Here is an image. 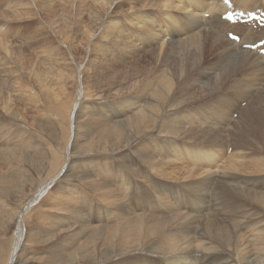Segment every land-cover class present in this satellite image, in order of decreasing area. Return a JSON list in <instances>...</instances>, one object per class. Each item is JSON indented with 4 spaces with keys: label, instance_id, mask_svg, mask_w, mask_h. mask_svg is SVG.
Wrapping results in <instances>:
<instances>
[{
    "label": "bare ground",
    "instance_id": "6f19581e",
    "mask_svg": "<svg viewBox=\"0 0 264 264\" xmlns=\"http://www.w3.org/2000/svg\"><path fill=\"white\" fill-rule=\"evenodd\" d=\"M33 1H35L36 4L38 3L37 1L42 3L50 1L51 5L49 4V9H41V12L47 14V17L51 16L50 13L53 0ZM96 1L98 7L100 9L106 8L109 14L113 13L116 8L125 5L126 15L124 14V23L122 22V25H119L117 22H115V24L110 23L108 27L111 31L122 29L120 33L123 31L128 48V57L133 58L138 56L140 54L137 53L138 48H144L146 45L149 46L154 42H156V45L150 47L154 48L152 51L157 49L164 53L163 62L161 64L154 65V67L140 65V70L146 73V92L142 94L138 101H127L123 103V110L120 109L122 116L126 121H130L133 127L126 132L124 131L122 133L123 137L117 138L119 131H116L115 128L120 122L111 119L109 117L110 115L107 116L105 114L101 124L96 126L93 130H101V132H104L110 137L114 134L108 142H125L128 145L133 143L134 133H138L141 136L140 143L144 152L140 157L133 158L130 161L120 160L124 163H120L117 160L113 161L107 167L102 168L100 173L105 175V177L115 175L109 185L116 186L120 190L125 189L128 191V189L131 190L133 186V184H131L133 176L145 172V174L143 173L145 180L142 182H144V184L148 182V184H145L148 188L146 187V189L141 192L139 187L134 185L136 189L140 191V194L134 189L128 195V197L132 201H135L134 203L141 208L142 214L139 213V209L132 211L129 202L124 204L119 203L123 201V198H127V194H124L127 192L123 191L124 195H121L122 197L120 199L114 200V197L117 195V190L106 189L107 184L105 185V183L107 180L105 179H103L102 182L100 179L99 182L90 180L85 186L81 185L80 188L73 187V192L64 195L69 199L67 202H64L63 206L59 207V209L66 211L71 217H75V214L80 215V211L76 209L73 211L71 207L74 205V202L81 201L87 197V194L90 193L87 191V187L90 186L94 192L101 191V196L106 202L100 205V212L103 216L102 213L104 211L107 217H104L103 220V217H100L101 215L98 217V212V218L95 216L96 221L103 222L100 225H95L89 232L85 230L86 228L89 229L88 227L90 226L89 223L85 221V216H83L84 218L82 217L83 220H79V224L68 226V228H70V233L72 227H75L74 229L79 228L80 231L84 230L86 233L77 232L73 234L75 240L72 242L71 246H69V249L72 253L76 254V258L74 260L66 259L65 262L62 261L64 262L63 264H114L117 262H119V264H151L154 260L148 253L158 255L157 261H159L160 264H201L198 261L200 259H202V264H205V261L208 259H216L221 261L222 264H234L233 257H237V264H256L258 260V253L256 250H258L259 247L257 248L254 246L259 244V240L263 242L264 245V182L255 183L252 187L249 186L247 192H245L243 189L238 190L235 185L229 183L231 181L229 178L241 179L244 177L241 174L264 172V158H259L254 161L253 166H248L245 161L241 160L238 169L234 168L230 163L231 161H240L237 158L232 159L235 156H231L232 158H229L230 160L226 163H222V159L226 153L224 148L232 144L234 138L236 142L232 145L237 149L247 148L252 142H258L259 140L254 138L256 134V136L260 135V137L264 139V104L262 103V98L264 96L262 93L264 90V86L262 87V85H264V78L257 84L248 85L249 81L256 78L258 74L264 77V66L262 65V63H264V55L260 54L259 48L252 49L244 47L246 44L254 45L261 41L264 38V27L254 29L248 24H232L227 20H223L222 14L227 10V6L222 0ZM148 1H151L152 4L147 5L146 2ZM156 1L158 2L155 3ZM231 1L235 9L244 11L262 9L264 11V0ZM59 2L68 4L73 8L76 7L75 4L77 0H59ZM176 13H179V15ZM205 13L209 14L208 19L204 18ZM43 17L46 19V16L43 15ZM211 17L215 19L220 17V19L218 21H213L210 20ZM217 22H219V28L217 29L216 27L215 29L214 26L217 25ZM39 24H42L41 18H39L37 25ZM46 28L49 30V26H46ZM206 29L209 30V34L207 33V35L203 33ZM230 32L238 35L240 41L231 40L227 36ZM216 33L217 36H219L220 42L222 38L226 37L227 41H224L226 46H221L220 53L222 58L231 64V71L228 75V79L234 81L233 85L230 86L231 89L228 93H225L224 96L216 95L215 92L209 93L217 87V83L213 84L211 79L207 80L209 88V90H207V85L203 80L197 77L194 78L193 75L195 74L193 71L200 65L195 57L190 60V66L188 65L189 61L187 59L184 64H180L177 55L171 53V49L176 41L191 38V44L193 45L191 54L187 48L185 52L192 56L194 44L195 46L198 45L202 38L203 40L207 38L210 40ZM4 34L5 33L0 30V56L2 61L0 65V75L1 72H7L6 74L10 76L8 74L10 66H7L5 63L9 62V52L11 50L9 42H6V40L8 41L7 36H3ZM36 36V32H32L31 39L25 36V38L29 40H25L24 38V41L34 44ZM60 36L62 37L63 34L60 33ZM168 36L171 42L166 40ZM57 41L61 42L60 40ZM63 43L66 46V42L63 41ZM57 51L59 52V49ZM150 52L151 50H149V53ZM104 55L105 59L103 58V60H107L108 55ZM141 58L142 57L136 58L134 61L135 64H138ZM168 62L173 65L170 68H164ZM26 65L24 66L27 67L28 77L26 76L27 79H23L24 75H20V78L22 82L32 84L34 89H37L41 98L39 106H49L53 114L57 113L62 118H67L69 116V118L73 120L74 125L71 126L70 129H66L67 131L64 130V136H68L71 140L79 138L77 136V132L79 131L76 127V121L77 117H82V114L79 112L78 106H80L85 99L79 96V99L80 97L82 99L73 109L69 107L71 111L67 105L62 103L50 105V96L55 94L56 88L60 83H63L65 79V73L60 66V60L54 59L53 63L43 62L41 64H36L28 58ZM188 66H190L191 69L188 68ZM50 69L51 71H49ZM251 69L254 71H251ZM13 71L17 72L15 76H19L18 69ZM6 74L4 75L7 76ZM231 75H236V78L230 79ZM191 79H193V81H191ZM180 82H183L185 86L181 87L179 85ZM9 84L8 82H2L0 79V92H3L7 88L9 89ZM202 84H205V88L201 87ZM246 85L249 86V90L243 92L241 88ZM8 89L6 91H8ZM202 91L204 92L203 94H208L201 95ZM183 97L186 98L188 102L185 101L186 103L180 104ZM178 98H181L179 103L177 102ZM245 98L249 100V103L245 108L240 110V118L234 120L232 118V111L235 109L237 110L240 106L242 107L239 103ZM119 104L121 105V103ZM187 105L191 106L185 107ZM150 107H152L154 111L147 114L146 111L149 110ZM88 108L89 107H87V109ZM187 110H191L188 112L187 116H183L184 113L178 115V113L180 114ZM75 113L77 114L76 118ZM116 118H118V115ZM89 126L92 125L89 123L84 125L85 131L81 135L85 137L87 143H91L94 140L92 137V129H89L91 128ZM259 129L262 131L258 134ZM68 130H70V132ZM164 131H167L166 134L169 139L162 143L163 146L159 150V153H155L154 147L146 145L144 139L151 138L154 134L162 136ZM99 140L104 142L101 139ZM215 146H218V148H214ZM239 152L240 151L237 153ZM89 154L100 155L101 159L110 158L105 156V154L111 155L110 152L100 153L96 149H90L86 154L81 155V157L89 156ZM240 154H242V152H240ZM238 155L239 154H237V156ZM58 158L59 157L56 156L52 160L53 166L59 163ZM239 159L241 158L239 157ZM185 160H187V162L191 160L192 163L194 160L196 163L200 161L199 164H202L198 167L200 173L195 174L201 176L206 175L208 179H201L195 176L196 183L197 185L200 184L199 186L208 187L210 179H213L214 176H220L215 178L217 182V184H215L217 194L231 195V199L227 198L226 203L231 207V211H234V216H230L232 213L229 216L226 215V213H228L226 209V213L224 212L225 215H221L222 213L216 215L218 212H216V214L214 212L218 217H212L214 214L207 208L208 204L205 206L202 202L201 199L203 197H200L202 196L201 189L204 188H199L200 195L197 191H192L191 180L189 184L184 182L189 188V191L183 193H179L182 191L179 187L169 184L172 182L175 184V182L187 178L188 180L189 178L191 179V175H189L191 172L188 173L187 171L188 174L185 175V173L180 172L181 169L178 171L180 163L182 164L181 166H183ZM220 161L222 164H219ZM53 176L54 175L47 176L44 181L35 186V188L41 192H33L32 195L35 197L32 201H37L40 195L54 184L56 178ZM49 177H53L54 179L50 178L51 180L49 181ZM138 179L139 178L136 180ZM251 179L255 181L258 178L253 177ZM83 180L85 179L83 178ZM0 181L2 182V187L18 182V180L10 179L3 175H0ZM193 182L194 181H192V183ZM256 187H258L257 190L251 189ZM207 190L209 191V189ZM211 193H209V195ZM210 197L212 198V196ZM172 200H177L179 203L177 204L175 202L176 204H172L170 202ZM206 200H208V198ZM211 200L213 201L214 198ZM124 201L129 200L125 199ZM214 201H216V198ZM218 201H220V199ZM217 203L219 205V202H215V205H217ZM225 204L221 205L225 207ZM0 205H2L1 198ZM256 206L261 212L260 221H253L252 218L246 215L248 213H253ZM97 208L98 207H96V209ZM239 214H241V216ZM65 240L68 241V239ZM250 242L253 243V247H251ZM137 249H140V255H133L132 259L129 260L127 254L134 253ZM44 250L57 251L60 250V247L56 244ZM200 252L202 253L201 255H199ZM15 255L16 254L13 253V257L11 256L8 264L18 263L14 258ZM189 257L195 260L189 259ZM63 259L64 258H62V260Z\"/></svg>",
    "mask_w": 264,
    "mask_h": 264
},
{
    "label": "rangeland",
    "instance_id": "374dc122",
    "mask_svg": "<svg viewBox=\"0 0 264 264\" xmlns=\"http://www.w3.org/2000/svg\"><path fill=\"white\" fill-rule=\"evenodd\" d=\"M37 2L36 4L33 0H0V30L5 33L3 36H7L8 41L6 40V42H9L11 50L9 52V62L5 63L7 66H10V71H8L10 76L6 74L7 72H1L0 75L2 82L10 83L9 89L11 90L7 88L8 91L5 89V92H0V175L18 180V182L4 187L1 186L2 182L0 181V198L2 200V205H0V264H8L13 253L16 254L14 258L18 261L17 264H63L66 259L74 260L76 258V254L72 253L69 249V246H71L72 242L75 240L73 234L77 232L86 233L95 225H100L103 221H96V217L98 212V217L101 215L100 205L105 204L106 201L101 196V191L94 192L89 186L87 188L91 191L87 189V191L90 192L87 194V197L81 201L74 202V205L71 207L73 211H75V209L80 211V215L75 214V217H71L66 211L59 209V207H62L63 203L67 202L69 198L64 195L73 192V187L80 188L81 185L85 186L90 180L99 182L100 179L102 182V180L105 179L107 180L105 183V185L107 184L106 189L117 190V195L114 197V200H118L122 197L121 195L127 194V198H123V201L119 203L124 204L129 202L132 211L139 209V213L142 212L141 208H139V206L134 203L135 201H132L128 195L134 189L139 193L140 191L143 192L146 187L148 188V186L145 185L148 184V182L145 184L142 182L145 180V172H143L144 174L138 173L133 176L131 183L133 186L131 190L128 189V191L125 189L120 190L116 186L109 185L115 175H113L114 177L111 176V178L105 177V175L100 173L102 168L107 167L113 161L117 160L120 163H124L120 160L130 161L133 158L140 157L144 152L140 143L141 136L138 133H134L133 143L128 145L125 142H108L114 134L110 137L104 132H101V130H93L96 126L101 124L105 114L107 116L110 115L109 117L111 119L120 122L115 128L116 131H119L117 138L123 137L122 133L133 127L132 123L126 121L122 116L121 110H123V103L127 101H138L142 94L146 92V73L140 70V65L154 67V65L161 64L163 62L164 53L157 49L152 51L154 48L150 47L156 45V42H154L149 46L146 45L144 48H138L137 53H140L138 56L133 58L128 57V48L123 31L120 33L122 29L111 31L108 27L110 23L115 24V22H117L119 25L124 23L126 15L125 5L116 8L113 13L109 14L106 8L100 9L98 7L96 0H77L75 4L77 9L76 7L72 8L68 4L59 2V0H53L50 13L51 16L47 17V14L42 13L41 9L48 10L51 2ZM157 2L158 1L155 3ZM146 4L151 5L152 2L148 1ZM176 14L179 15V13ZM43 15L46 16V19H44ZM39 18H41L42 24L37 25ZM204 18L208 19L209 14L205 13ZM219 19L220 17L218 19L214 17L210 18V20L213 21H218ZM218 24L219 22L214 26L215 29L216 27L217 29L219 28ZM46 26H49V30ZM32 32H36L38 36H36V44H30L24 41L25 36L31 39ZM60 33L63 34L62 37ZM203 33L207 35V33L209 34V30L206 29ZM25 40L29 39L25 38ZM166 40L171 42L169 36ZM63 41L66 42V46ZM224 41H227L226 37L222 38L220 42L217 33L213 35V38L210 40L209 38L206 40L202 38L198 45L195 46L194 44L192 56L190 55L191 48L193 47L191 38L176 41L171 49V53L177 55L180 64H184L187 59L189 61H187L188 65L191 66L190 60L195 57L200 65L193 71L195 74L193 75L194 78L197 77L203 80L207 85V90H209L207 80L211 79L213 84L217 83V87L209 93L215 92L216 95L222 96L228 93L231 89L230 86L234 83L233 80L228 79V75L231 71V64L227 60H224L220 53L221 46H226ZM186 48L189 49L190 54H186ZM58 49L59 52L62 51L59 53L57 51ZM149 50H151L150 53ZM104 54L108 55L107 60H103V58L105 59ZM139 57H142L141 60L138 64H135V59ZM28 58L36 64H41L43 62L53 63L54 59L60 60V66L65 73V79L63 83L58 85L54 92L55 94L50 96V105L62 103L67 105L68 108L70 107L73 109L80 102L82 99L81 97L85 99V101L78 106V110L82 114V117L78 118L75 113V118L77 117L76 127L79 131L77 132V136L79 138L71 140L68 136H64V130L70 129V127L74 125L73 120H71L69 116L67 118H62L57 113L53 114L49 106H39L41 98L37 89H34L32 84L22 82L20 75H24L25 78L23 77V79H27L28 77L27 67L24 66ZM1 62L0 56V65ZM172 65L173 64L168 62L164 68H170ZM262 65L264 66V63H262ZM190 66H188V68L191 69ZM15 69L19 70V76H15L17 74V72L13 71ZM49 71H51V69ZM251 71L254 70L251 69ZM233 78H236V75L230 76V79ZM263 78V75L258 74L256 78L249 81L248 85L257 84ZM191 81H193V79H191ZM205 84H202L201 87L205 88ZM179 85L181 87L185 86L183 82H180ZM248 85L241 88L243 92L249 90ZM263 86L264 85H262V87ZM203 93L202 91L201 95L208 94L206 92V94ZM262 93L264 94V90ZM79 96H81L80 99ZM182 99L181 101V98H178L177 102L179 103L181 101L180 104H183L185 101L188 102L186 98L183 97ZM119 103H121V105ZM248 103L249 100L247 98L240 101L239 104L242 105V107L240 106L237 110L235 109L232 111V118L234 120L240 118V110L245 108ZM262 103L264 104V96L262 98ZM188 106L191 105L185 107ZM87 107L89 108L87 109ZM153 111L154 109L150 107L146 113L149 114ZM189 111L191 110L183 111L180 114L178 113V115L184 113L183 116H187ZM117 115L118 118H116ZM87 123L92 125L89 126L91 127L89 129H92V137L94 139L91 143H87L85 137L81 136L85 131L84 125ZM230 130L234 131L233 129ZM68 131L70 132V130ZM260 131L262 130L259 129L258 134ZM166 133L167 131H164L162 136L154 134L153 137L144 139V142L148 146H153L155 153H159V150L163 146L162 143L169 139ZM256 135H254V138L259 141L252 142L247 148H235V146L232 145L236 142L234 138L233 143L224 148L226 152L224 155L228 159L223 156L222 163H226L230 160L229 158L235 156L232 159L237 158L240 161H231L230 163L234 168L238 169L241 160L245 161L248 166H253L254 161L259 158H264V139L260 137V135ZM214 148H218V146ZM90 149H96L100 153L110 152V156L105 154V156L110 158L101 159L100 155L94 154L81 157V155L86 154ZM239 149L245 151L243 152ZM238 151L242 152V154H240V152L237 153ZM237 154L240 155L238 156L241 159H239ZM56 156L59 157V163L53 166L52 160ZM189 161L190 162H187V160H185L183 164L184 167L181 166L182 164L180 163L178 171L181 169L182 171L180 170V172L185 173V175L189 172L193 173H189L191 179L179 180L180 182H175L177 185L173 182L169 184L179 187L182 190L179 193H183L189 191L185 183L189 184L191 180L192 191H197L199 194V188H204L201 189L202 196L200 197H203L201 200L205 206L208 204L207 208H209L213 214L214 212L215 214L218 212L216 215H220L219 213L225 215V213L228 212L226 215L229 216L232 213L230 216H234V211H231V207L226 203V199H231V195L217 194L215 188L217 182L215 178L220 176H214L213 179L209 177L210 181L208 182V187L199 186L200 184L197 185L195 176L201 179H208V176L205 175L206 178L204 175L195 174L200 173V169L198 168L202 165L199 164L200 161H197V163L195 160L193 163L191 160ZM222 163L220 161L219 164ZM52 175L56 178L54 184L48 187L37 201H32L35 197L32 193L41 192L38 191L35 186L44 181L47 176ZM241 175L244 176L241 179L229 178V180H231L229 183L235 185L238 190L243 189L247 192L249 186L252 187L255 183L264 182V172ZM53 177L47 179L50 181V178ZM253 177L258 179L252 181L251 178ZM83 178L85 180H83ZM135 178H139V181ZM192 181H194L196 185L194 182L192 183ZM134 185L136 187L138 186L140 191L136 189ZM251 189L257 190L258 187ZM209 193L211 194L209 195ZM210 196H212L214 200L216 198V201H212ZM217 197L220 201H218L219 199ZM207 198L208 200H206ZM125 199L129 201H124ZM172 201H170L172 204L179 203L177 200ZM215 202H219V205L218 203L215 205ZM221 204H225V207ZM96 207L99 209H96ZM222 207L225 209L223 210ZM102 214L103 216L101 215L100 217H103L104 220V217L107 216L104 211ZM214 215L212 217H218ZM239 215L241 216V214ZM246 215L252 218L253 221L261 220V212L257 206L253 213H248ZM83 216L86 218V220H84L90 225L88 227L89 229L86 228L85 232L84 230L80 231L79 228L74 229L75 227H72L70 233V228H68V226L79 224V220H83ZM65 239H68V241ZM56 244L60 247V250H44ZM250 245L253 247V243ZM254 247H259L258 250H256L258 253L256 264H264L263 242L259 240V244H256ZM139 250L140 249H137L135 250L136 252L134 251V253L127 254L129 260L132 259L133 255H140ZM201 254L200 252L199 255ZM148 255L154 260L151 264H160L159 261H157L158 255L153 253H148ZM62 258L64 259L62 260ZM189 259L195 260L191 257H189ZM232 259L235 262L234 264H237V257H233ZM198 261L202 264V259ZM220 263L222 264L221 261L216 259H208L205 261V264ZM114 264H119V262Z\"/></svg>",
    "mask_w": 264,
    "mask_h": 264
}]
</instances>
